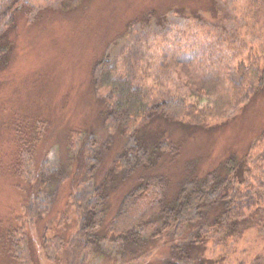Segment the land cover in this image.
Masks as SVG:
<instances>
[{
	"label": "rangeland",
	"instance_id": "1",
	"mask_svg": "<svg viewBox=\"0 0 264 264\" xmlns=\"http://www.w3.org/2000/svg\"><path fill=\"white\" fill-rule=\"evenodd\" d=\"M25 1L16 14L15 25L8 29L11 54L7 63L0 65V264H12L3 249V227L24 225L35 239L52 238L58 233L67 239L77 230L78 212L72 193L80 182L84 180L85 187L91 189L108 181V221L122 196L139 178L141 172L123 179L114 162L127 135L103 119L108 109L103 96L108 89L96 91L93 87V67L100 57L109 54L116 65V75L132 77L153 90V94L162 96L188 93L182 74L173 67L174 53H180L182 48L204 49L219 59L230 52L223 46L225 31L208 26L200 17L169 10H201L204 0ZM247 1L238 0L240 12H245L242 5ZM150 10L164 13V17L147 20L145 13ZM252 35L251 46L264 49V37ZM193 101L198 109L206 104L199 105L189 98V102ZM263 129L264 92L250 93L224 119L194 116L174 124L158 120L146 130L164 134L178 143L180 151L173 157L165 155L147 172L167 173L172 187H176L192 164L203 175L230 153L244 155ZM91 135L95 139L93 152L87 148ZM28 136L36 138V144L29 153L28 164L23 161L20 166H29L34 172H40L43 166L52 171L62 169L69 179L55 191L45 216L31 227L29 222L36 217H32L30 203L38 183L16 174L18 161L27 156L20 141ZM263 144L251 153V169L245 176L262 192V199ZM94 154L99 163L92 177L88 158ZM257 218L259 224L240 233L224 236L215 232L205 243L204 255L214 264H264V214ZM105 246L108 254L91 255L79 264H116L117 247L109 243ZM157 248L151 257L127 264L147 262L149 257L154 260L158 250L161 254L167 252V246ZM46 251L42 264H53L46 259L52 250ZM54 256L61 264H77L81 259L65 249L56 251Z\"/></svg>",
	"mask_w": 264,
	"mask_h": 264
},
{
	"label": "trees",
	"instance_id": "2",
	"mask_svg": "<svg viewBox=\"0 0 264 264\" xmlns=\"http://www.w3.org/2000/svg\"><path fill=\"white\" fill-rule=\"evenodd\" d=\"M25 3V0H0V65L9 59L12 45L8 29L15 25L16 14ZM204 3L201 10L190 7L169 10L200 17L208 26L225 31L223 46L230 52L219 59L212 58L215 54L204 49L182 48L180 53H174L173 67L182 74L186 95L153 94V90L134 78L116 75V65L109 54L94 64L93 87L96 91L108 89L103 96L108 104L103 119L111 128L127 135V142L114 162L123 179L141 172L137 182L122 196L113 216L107 221L108 181L87 189L83 180L72 193L78 212L77 230L67 239L59 233L52 238L35 239L24 225L3 227V249L12 264H38V261L42 264L46 250H52L46 255L47 261L61 264L54 255L62 249L79 255L77 264L84 263L91 255L108 254L106 243L117 247L116 264L151 257V252L160 246H167L165 254L158 250L154 260L149 257L139 264H214L204 250L215 232L228 236L259 224L257 217L264 214L262 192L254 183H248L245 176L251 169V153L264 143V129L244 155L230 153L203 175L192 164L176 187H172L167 173L147 172L165 155L173 157L180 151L178 143L160 132L146 130L148 126L158 120L181 123L194 116L224 119L250 93L264 92V49L251 46L252 34L264 37V0L247 1L242 5L245 12H240L238 0H204ZM162 14L150 10L145 16L147 20H156L162 19ZM189 98L199 105L206 104L198 109V104L189 102ZM94 141L89 136V152H93ZM21 143L27 156L18 161L16 174L35 179L40 190L30 203L34 210L32 217H36L29 222L31 227L45 216L55 191L69 179L62 169L52 171L43 166L40 172H34L29 166H20L23 161L28 164L36 138L28 136ZM88 162L89 175L94 177L99 163L97 155H91Z\"/></svg>",
	"mask_w": 264,
	"mask_h": 264
}]
</instances>
